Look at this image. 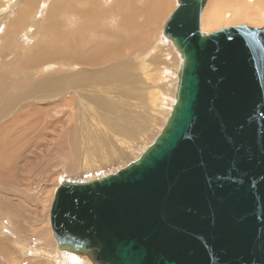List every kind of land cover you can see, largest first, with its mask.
I'll return each mask as SVG.
<instances>
[{"label": "water", "instance_id": "water-1", "mask_svg": "<svg viewBox=\"0 0 264 264\" xmlns=\"http://www.w3.org/2000/svg\"><path fill=\"white\" fill-rule=\"evenodd\" d=\"M206 2L176 0L162 26L181 61L151 143L56 188L58 250L88 264H264V25L204 33Z\"/></svg>", "mask_w": 264, "mask_h": 264}, {"label": "rangeland", "instance_id": "rangeland-1", "mask_svg": "<svg viewBox=\"0 0 264 264\" xmlns=\"http://www.w3.org/2000/svg\"><path fill=\"white\" fill-rule=\"evenodd\" d=\"M63 1L64 0H45V2L43 3L42 0H31L32 5H29V1L27 5H24L26 0H0V78L12 76L11 72L13 71L14 73H16L15 71L17 69L20 73H31V70L33 68L30 69V66L26 65L25 62L22 60H24L26 56L37 52L36 49H38V51L39 49H44V51H50L52 49L59 50L62 54V59L65 58V54H68L71 51L70 49H74V51L79 54L82 52L86 53L88 51L89 53H92L93 57L98 58L99 53H97L96 50H98L99 45L101 46L103 44L104 47H106L105 49H107L106 55L108 56L106 58H108L110 62L114 60L115 56L117 58V62L121 61L118 63V65H121H119V68H117V70H122L119 72L120 75L121 73L122 75L119 77V74L116 73V81L112 75L113 71H111L110 73L109 71H102L103 66L95 67V70L90 73L91 71L88 68H83L84 65L82 66V63L74 64L70 62V64L69 61H59V64L52 63L47 65L48 67H45L44 70L39 71L41 74H43V76H40L38 72V74L35 75V78L37 80H44L49 78V76L54 75L53 77L55 78L61 77L62 79L69 81L62 83V81L57 80L53 82L52 85H48L49 88L46 87V85H40L38 87V90L41 91L39 92L40 94L35 93L34 95L39 94L38 96L41 97L38 98L37 96L35 99L33 97H29L28 99L26 98L27 100L21 99L23 95V90L12 91L7 96H5V99H7L8 97L9 102L11 103L9 108H13L10 111L5 112L3 115H0V126H2L3 124L6 125L5 127L1 128V131L3 133L0 131V143L2 144H0L2 146V151L0 152V154L5 152V167H8L7 169H5L3 162L0 164V264H62V257H67L66 263L69 261L68 264H72L74 260L75 263L73 264H86L87 262L85 260L84 262L86 263H84L83 261L77 262V259L74 256L69 254H67L68 256H66L64 255V253L60 252V250L57 249L55 240L52 237L51 228L49 224V209L56 188L58 187L59 183L64 179L87 180L114 172L117 169L124 167L125 165L130 163L139 155V153L146 146L151 143L152 139L159 132L161 126L163 125L166 119V116L168 115L170 106L173 103V93L175 91V74H173L172 76V71L169 70L168 67L170 69L178 68L177 63H179L180 57L171 42L162 36V26L167 17L169 16L170 12L175 8L176 0H157L159 4L162 2L165 6V8H163V10L160 12V15L156 16L157 20H154V22L151 23L150 26H142V24H140L141 18L138 16L137 18H135V20L138 19L137 23L134 24L136 29L132 27L134 28V31L132 29H127L124 27V23L126 22L125 19H128V17L126 15L123 17L122 13L120 12L125 11L128 3L131 2H134V5H140L145 7V5H142L143 2L141 0H127L126 2L124 0H82L83 4L85 2V5L88 4V6L90 4H94V6L95 4H97L96 6H100V10L104 12L105 15H107L105 17V19L108 20L107 25L105 23H100L97 26L99 27V30L95 29L98 31H95L94 28H91L89 26L90 24L92 25V22H87L81 17L78 18L79 9H77L75 6L70 11L68 9H64L63 12L55 13V16H52V26L50 28L45 29L46 17L49 14L48 8L51 5L61 4ZM94 1L96 2L93 3ZM111 8H113V10H111ZM22 9H24V12H22ZM42 9H44V11ZM117 10L119 13L117 12ZM17 12L20 14H18ZM28 14L32 16L30 17V15ZM108 14H110V16H108ZM16 18L18 19V21ZM117 18H119V22L117 21ZM232 18L233 17L230 16L227 19H221V21L218 22L219 24L217 23L211 26L210 30L204 32L209 33V31L212 32L232 25L246 24L254 26V24L247 22H236ZM15 21L17 23H15ZM111 21H115L116 25L114 23L112 24ZM120 22L122 23L120 24ZM20 27L22 28L20 29ZM115 27L117 30L115 29ZM100 28L104 30L102 32V36L104 38L100 36V31H102L100 30ZM105 31H107V33L109 31V33L107 34L105 33ZM27 32L29 35L27 34ZM129 32H131V34ZM112 33L115 35L113 36ZM50 34L52 35L51 38L50 36H48ZM85 34H87L88 36L91 34V37L89 36L88 39L87 35ZM128 34L130 35V37H127L129 36ZM134 35H137V37H135ZM83 36L87 38L82 43L83 46H76V43L79 38L81 39ZM111 37L114 39L112 40ZM126 37L128 39V42ZM2 41L4 42V44ZM35 41L37 42V44ZM38 41H41L40 43L42 45L38 43ZM91 41V45L95 43L94 45H92V47L90 46ZM144 42L145 44H149L145 46ZM126 43L128 44V47ZM112 45H115V47L113 46V49L115 48L116 50H111ZM108 46L110 47L109 50ZM85 47L87 48V50L84 51ZM90 47L93 49H91ZM45 48H47V50ZM89 50L92 52H90ZM118 50H120V52L122 51L123 54L122 52L120 53ZM112 51L113 54L110 55ZM116 51L118 53H115ZM13 54H16L15 59H12L11 55ZM163 55L165 56L163 57ZM92 56L90 55V59H92ZM109 56L112 57H110L109 59ZM85 58L88 59L89 56H85ZM165 59L168 60L166 61ZM104 60L106 61V59L103 58L104 64L108 66V64H106L107 61L105 63ZM146 60H149L150 65L157 64L154 70H150V66H146L145 68L142 67L141 63L145 64ZM127 61H129V65L123 63ZM167 63H169L170 65ZM164 64H167V67ZM163 65L168 71H166L165 74L166 82H164V80L159 82L158 84L157 82H155L154 84L157 85L152 88V86L154 85L153 80L156 78H159L158 80H160V78L163 77ZM95 66H97V64ZM82 68L83 70H86L82 71ZM90 69H93V67H90ZM126 73L129 77L124 78V76H127L125 75ZM145 73H148L149 79L148 76L145 75ZM53 77L50 80H52ZM97 78L98 80L101 79L103 82H98ZM109 79L111 80L109 81ZM70 80H77V85H73L76 86V90H70L71 87L67 86V84L70 83ZM78 80L81 82L79 83ZM94 82H98L100 84H95ZM93 87L98 89L100 88L101 93L98 92L93 94V91L97 92ZM102 91H106V93L102 94ZM82 94H84L86 97ZM104 95L106 97H104ZM87 97H91V105L87 103ZM98 97L102 98V100H100ZM68 99L72 101L70 106H67ZM97 100L99 101L97 102ZM57 104L58 106H56ZM78 104L83 105V111H79L80 109H78L77 107ZM84 104L86 105V107L84 106ZM35 105L37 107L42 106L44 108H47L48 113L41 112V110H39L41 112L39 114V111L36 110ZM131 105L133 108L130 107ZM92 106L95 110L92 108ZM111 106L116 109L118 107L119 108L117 110H113ZM105 107H108L109 110H107V108ZM134 108H136L137 110L135 109L134 111ZM3 110L5 111V107ZM111 110H113L115 113ZM27 112H32L33 118L31 116H27ZM73 112L75 114V117L69 128H75V125L73 124H76L77 127L79 126L80 135L79 133L77 135V152L74 154L73 149H69L66 148V146H63L64 148H60L61 151H57L55 153L54 151L49 149L48 143L46 142L52 141L53 138L56 140L55 142H58L59 140L64 138L65 132L62 131L65 130L62 126H64L65 122H62L61 118H70L69 114H72ZM105 112H107L106 115ZM143 112L145 113L143 117H150L155 125L152 129H150V131L147 130L142 134V136L137 138L138 140L131 139L132 135L137 134L138 132L135 118H143ZM42 113L43 115H41ZM25 115L27 118H25L24 120L23 117ZM49 115L52 117H54L55 115L56 117L54 118L55 121L53 125H51L50 122L44 123L45 118ZM17 119H19L20 121L22 120V123L20 122L16 124L15 120ZM94 119H96V121H98L99 123L96 122V124ZM57 120H60V122H57ZM25 121L27 122V124L25 123ZM127 125H130V127ZM8 127L12 128L9 130ZM123 127H126V129ZM133 127H135V129ZM106 128L109 130H107ZM70 129L66 128V130L68 131ZM34 130V135L30 137L31 131ZM7 131H10L9 134L7 133ZM123 132L126 133L124 134ZM131 132L133 134H130ZM22 133L30 134L28 136L30 140L27 139V141L29 142H24ZM60 133L61 136L58 137ZM111 135H113L114 137H111ZM129 141L133 142L131 143L128 149L121 152L120 150H122L124 146L123 144ZM24 143H26L25 146L23 145ZM67 144L68 142L64 143V145ZM52 149H55V147L53 146ZM98 149L102 150L98 151ZM115 150L120 152V155L109 158L107 160L106 158H104L98 161V159L104 155L102 153H105V151L106 153L108 151V153H111V151ZM99 152H101V154ZM88 155L90 156V159H87L89 158ZM73 157H75L77 164L69 169V165ZM89 160L93 162L95 161L94 164H96V166H92L89 169H85L84 163L85 161ZM81 162L83 164H81ZM8 176H12L13 179L9 178Z\"/></svg>", "mask_w": 264, "mask_h": 264}, {"label": "bare ground", "instance_id": "bare-ground-1", "mask_svg": "<svg viewBox=\"0 0 264 264\" xmlns=\"http://www.w3.org/2000/svg\"><path fill=\"white\" fill-rule=\"evenodd\" d=\"M10 1H12V0H10ZM28 1H29V5L31 4V0H26V2L24 3V5H27V3H28ZM43 1V3L45 2V0H42ZM47 1V0H46ZM120 1V0H119ZM125 2L127 1V0H124ZM131 1H133V0H131ZM136 1V0H135ZM143 3H142V5H145V7H143V6H140V5H134V2H131V3H128V5H127V8H126V10L125 11H122V12H120V13H122V15H123V17L126 15L127 17H128V19H125V23H124V27L125 28H127V29H132L133 31H134V28H135V26H134V24L135 23H137V20H135V18H137L138 16L141 18V22H140V24H142V26L143 25H147V26H150V24L151 23H153L154 22V20H157V15H160V12L163 10V8H165V6H164V4L161 2L160 4L157 2V0L155 1V0H141ZM23 2V1H22ZM21 2V3H22ZM33 2V1H32ZM96 1H94L93 3H95ZM107 2V1H106ZM122 2V1H121ZM139 2V1H138ZM8 3H10V2H8ZM115 3V2H114ZM123 3V2H122ZM171 3V2H170ZM126 4V3H125ZM32 5V4H31ZM45 5V4H44ZM97 4H95V6H94V4L93 5H89L88 6V4L87 5H85V2H84V4H83V2H82V0H64L61 4H55V5H51L48 9H49V14H48V16L46 17V22H45V29L46 28H50L51 26H52V24H53V17L52 16H55L54 14L55 13H58V12H63V10L64 9H68L69 11L75 6L77 9H79V11H78V18L79 17H81L82 19H84V20H86L87 22H92V25L90 24L89 26L91 27V28H94V30L95 29H98L99 30V27H97L100 23L102 24V23H105L106 25H107V23H108V20H106L105 19V17L107 16V15H105L104 14V12H102L100 9L101 8H99L98 6H96ZM101 5V4H100ZM114 5V4H113ZM116 5V4H115ZM123 5V4H122ZM118 6H119V4H118ZM105 7V6H104ZM115 7V6H114ZM126 7V6H125ZM41 8V7H40ZM109 8V7H108ZM119 8V7H118ZM116 9V8H115ZM114 9V10H115ZM121 9V8H120ZM19 10H21V9H19ZM24 9H22V12H24L23 11ZM43 11H44V9H42ZM41 10V11H42ZM111 10H113V8H111ZM108 11H110V10H108ZM16 12V11H15ZM32 12H34V11H32ZM31 12V13H32ZM106 12V11H105ZM117 12H118V10H117ZM18 13V12H17ZM36 13V12H35ZM44 13V12H43ZM116 13V12H115ZM119 13V12H118ZM15 14V13H14ZM18 14H20V13H18ZM22 14V13H21ZM34 14V13H33ZM64 14H65V12H64ZM5 15V14H4ZM24 15V14H23ZM23 15H21V16H23ZM28 15H30V14H28ZM27 15V16H28ZM39 15V14H38ZM68 15V14H67ZM119 15V14H118ZM161 15H162V13H161ZM32 15H30V17H31ZM34 16V15H33ZM63 16V15H62ZM108 16H110V14H108ZM114 16V15H113ZM233 17L232 19L234 20V21H236V22H247V23H251V24H254V26H252V27H261V26H263L264 25V0H207V2H206V4H205V7H204V9H203V11H202V14H201V29L203 30V32L204 31H207V30H210L211 29V26H213V25H215V24H217L219 21H221V19H224V18H229V17ZM20 17V16H19ZM35 17V16H34ZM38 17V16H37ZM64 17V16H63ZM65 17H67V16H65ZM112 17V16H111ZM119 17V16H118ZM122 17V16H121ZM126 18V17H125ZM5 19V18H4ZM9 19V18H8ZM17 19V18H16ZM26 19V18H25ZM35 19V18H34ZM118 19L119 18H117V21H118ZM13 20V19H12ZM12 20H10V21H12ZM43 20V19H42ZM70 20H71V18H70ZM115 20V19H114ZM17 21H18V19H17ZM116 21V22H117ZM120 21V20H119ZM118 21V22H119ZM124 21V20H123ZM34 22H35V20H34ZM33 22V23H34ZM39 22V21H38ZM112 22V21H111ZM15 23H17L16 21H15ZM36 23H37V21H36ZM115 24V21L114 22H112V24ZM122 22H120V24H121ZM35 24V23H34ZM78 24V23H77ZM219 24V23H218ZM19 25V24H18ZM33 25V24H32ZM111 25V24H110ZM116 25V24H115ZM242 25H246V24H242ZM20 26V25H19ZM88 26V25H87ZM88 26V27H89ZM114 26V25H113ZM232 26H234V25H232ZM248 26H250V25H248ZM83 27V26H82ZM108 27V26H107ZM120 27V26H119ZM132 27H134V28H132ZM141 27V26H140ZM12 28V27H11ZM22 27H20V29H21ZM61 28V27H60ZM114 28V27H113ZM117 28H118V26H117ZM2 29V28H1ZM19 29V30H20ZM115 29H116V27H115ZM115 29H114V31H115ZM136 29V28H135ZM42 30V29H41ZM40 30V31H41ZM87 30V29H86ZM98 30H95V31H98ZM100 30H102L101 28H100ZM110 30V29H109ZM112 30V29H111ZM117 30V29H116ZM119 30V29H118ZM139 30H141V29H139ZM88 31V30H87ZM91 31H92V29H91ZM104 30H102V31H100V32H98V33H100V36H102V32H103ZM122 31V30H121ZM125 31V30H124ZM39 32V31H38ZM210 32V31H209ZM15 33V32H14ZM21 33H22V31H21ZM32 33V32H31ZM105 33H107V31H105ZM108 33H109V31H108ZM107 33V34H108ZM130 34H131V32H129ZM135 33V32H134ZM204 33H206V32H204ZM7 34V33H6ZM16 34H17V32H16ZM27 34H28V32H27ZM36 34V33H35ZM107 34H105V35H107ZM127 34V33H126ZM136 34H137V30H136ZM18 35H19V33H18ZM29 35V34H28ZM85 35H87V34H85ZM91 35V34H90ZM89 35V36H90ZM93 35V34H92ZM112 35L114 36L115 34H113L112 33ZM129 35V34H128ZM36 36V35H35ZM48 36H50V38H51V34L50 35H48ZM89 36L87 35V37H88V39H89ZM96 36V35H95ZM109 36V35H108ZM135 36V35H134ZM1 37V36H0ZM7 37V36H6ZM46 37V36H45ZM45 37H43V38H45ZM91 37V36H90ZM94 37V36H93ZM103 37V36H102ZM119 37V36H118ZM121 37H122V35H121ZM120 37V38H121ZM127 37H130V35L129 36H127ZM127 37H126V39H127ZM135 37H137V35L135 36ZM5 38V37H4ZM8 38V37H7ZM15 38V37H14ZM30 38V37H29ZM38 38V37H37ZM104 38V37H103ZM112 38V37H111ZM110 38V39H111ZM116 38H117V36H116ZM120 38H118V39H120ZM131 38H132V36H131ZM47 39V38H46ZM58 39V38H57ZM87 38L86 37H82L81 39L79 38V40L77 41V43H76V46L77 45H82V43L84 42V40H86ZM109 39V38H108ZM114 38H112V40H113ZM124 39V38H123ZM130 39V38H129ZM16 40V39H15ZM30 40V39H29ZM34 40H35V38H34ZM33 40V41H34ZM134 40V39H133ZM37 41V40H36ZM35 41V42H36ZM49 41V40H48ZM47 41V42H48ZM88 41V40H87ZM87 41H86V43H87ZM98 41V40H97ZM132 41V40H131ZM135 41V40H134ZM160 41V40H159ZM3 42V41H2ZM41 42V41H40ZM39 41H38V43H40ZM74 42V41H73ZM99 42H101V41H99ZM99 42H98V45H99ZM105 42V41H104ZM120 42V41H119ZM119 42H117V43H119ZM127 42H128V39H127ZM148 42V41H147ZM46 43V42H45ZM63 43H66V42H63ZM62 43V44H63ZM91 43H92V41L90 42V46L92 47V45H94L95 43H93L92 45H91ZM107 43V42H106ZM121 43V42H120ZM3 44H4V42H3ZM21 44V43H20ZM36 44H37V42H36ZM41 44V43H40ZM44 44V43H43ZM57 44V43H56ZM70 44V43H69ZM97 44V43H96ZM101 44H103V43H101ZM108 44H109V42H108ZM108 44H106V45H108ZM115 44V43H114ZM127 44V43H126ZM147 44H149V43H147ZM147 44H145V42H144V45L145 46H147ZM17 45V44H16ZM42 45V44H41ZM45 45V44H44ZM60 45V44H59ZM119 45V44H118ZM136 45V44H135ZM134 45V46H135ZM139 45V44H138ZM137 45V46H138ZM32 46V45H31ZM56 46V45H55ZM83 46V45H82ZM81 46V47H82ZM89 46V45H88ZM87 46V47H88ZM113 46L115 47V45H112V47H111V50L113 49ZM141 46V45H140ZM54 47V46H53ZM90 47V48H91ZM94 47V46H93ZM97 47V46H96ZM120 47H121V45H120ZM127 47H128V44H127ZM133 47V46H132ZM139 47V46H138ZM144 47V46H143ZM79 48V47H78ZM83 48V47H82ZM81 48V49H82ZM86 48V47H85ZM84 48V51L85 50H87V48L85 49ZM98 48V47H97ZM106 47H104V44L103 45H99V48H98V50H96L97 51V53H99V57L98 58H96V57H93L92 56V53H89L88 51L86 52V53H84V52H82V53H77V52H75L74 51V49H70L71 51L68 53V54H65V58H61V56H62V54H61V52L59 51V50H50V51H44V49H39V51H38V49H36V48H34V49H36V51L37 52H35V53H33V54H31V55H29V56H26L25 58H24V60H22V61H24L25 62V64L26 65H29L30 67V69L31 68H33L31 71V73H20L19 71H18V69L15 71L16 73H14L13 71L11 72V74H12V76H10V77H4V78H0V103H2V104H0L1 105V110H0V115H3L5 112H7V111H10L12 108H9L10 107V105H11V103L9 102V99H8V97H7V99H5V96H7L9 93H11L12 91H16V90H23V95H22V98L21 99H28L29 97H33L34 99L40 94L39 92H41V91H39L38 90V87L41 85H46V87H48V85H52L53 84V82H55V81H57V80H60V81H62V83L63 82H66V81H69V80H64V79H62L61 77H53L54 75H51V76H49V78H47V79H44V80H37L36 78H35V75H37L38 74V72L40 71V70H44L45 69V67H48L47 65H49V64H52V63H58L59 61H69V63L71 62V63H74V64H80V63H82V66L84 65V67L83 68H88L91 72L90 73H92V71H94L95 69V67H99V66H103V68H102V71H109V73L111 72V71H113V73H112V75H113V77L115 78V76H116V73H118L119 74V77L122 75V73H121V75H120V71H122V70H117V68H119V65H121V64H119L118 65V63L119 62H121V61H119V62H117V58H116V56H115V58H114V60H112L111 62L108 60V58H106L108 55H106V53H107V49H105ZM109 46H108V50H109ZM145 48V47H144ZM147 48V47H146ZM17 49V48H16ZM46 50H47V48H45ZM91 49H93V48H91ZM129 49V48H128ZM33 50V49H32ZM75 50H77V49H75ZM113 50H116L115 48L113 49ZM35 51V50H34ZM90 51V50H89ZM119 52H120V50H118ZM154 51V50H153ZM161 51V50H160ZM5 52V51H4ZM17 52V51H16ZM90 52H92V51H90ZM122 52V51H121ZM120 52V53H121ZM20 53V52H19ZM31 53V52H30ZM96 53V52H95ZM115 53H118L117 51L115 52ZM21 54V53H20ZM23 54V53H22ZM113 54V51H112V53L110 54V55H112ZM122 54H123V52H122ZM2 55V54H1ZM5 55V54H4ZM16 55V54H15ZM15 55L13 54V55H11L12 56V59H15ZM90 55L92 56V59H90ZM172 55V54H171ZM18 56V55H17ZM23 56V55H22ZM85 56H89V58L87 59V58H85ZM119 56H120V54H119ZM165 55H163V57H164ZM110 57H112V56H109V59H110ZM117 57H118V55H117ZM23 58V57H22ZM103 58L104 59H106V61H107V63H106V61H105V63L106 64H108V66H106L105 64H104V62H103ZM2 59V58H1ZM121 59V58H120ZM119 60V59H118ZM166 60V59H165ZM168 60V59H167ZM166 60V61H167ZM4 61V60H3ZM6 61H8V60H6ZM130 61V60H129ZM129 61H127V62H123V63H125V64H128L129 63ZM147 61V60H146ZM145 61V64L144 63H141V65H142V67L143 68H145L146 66H150V70H154L155 69V67L157 66V64H151L150 65V63H149V60L146 62ZM165 61V62H166ZM180 58H179V63H177V66H178V68H179V64H180ZM97 62V63H96ZM108 62H110V63H108ZM131 62V61H130ZM174 62V61H173ZM60 63V62H59ZM58 63V64H59ZM70 63V64H71ZM132 63V62H131ZM97 64V66H95ZM138 64V63H137ZM167 64H169V63H167ZM167 64H164V65H166V67H167ZM129 65V64H128ZM163 65V69H162V71H163V77H161L160 78V80H158L157 78L156 79H154L153 80V84L155 83V82H157V84L159 83V82H161V81H163L164 80V82H166V79H165V74H166V67ZM170 65V64H169ZM168 65V66H169ZM117 66V67H116ZM175 66V65H174ZM176 66V67H177ZM73 67H75V66H73ZM78 67H80V66H78ZM90 67L92 68L93 67V69H90ZM171 67V66H170ZM83 68H82V71H84V70H86V69H84L83 70ZM178 68H173V69H170L169 67H168V69L169 70H171L172 72H171V75L173 76V74H175L174 75V77H175V85H176V81H177V71H178ZM85 72H87V71H85ZM95 72H98V71H95ZM150 72H152V71H150ZM168 72V71H167ZM4 73V72H3ZM65 73H67V72H65ZM89 73V72H88ZM128 73V72H127ZM125 74V75H127V76H124V78L125 77H129L128 76V74ZM64 74V73H63ZM117 74V75H118ZM149 74H151V73H149ZM39 75L40 76H43V74H41L40 72H39ZM61 75V74H60ZM94 75V74H93ZM123 75H124V71H123ZM145 75L146 76H148V79H149V75H148V73H145ZM70 76V75H69ZM105 76V75H104ZM107 76V75H106ZM131 76V75H130ZM53 77V79L52 80H50L51 78ZM63 77V76H62ZM101 78V77H100ZM118 78V77H117ZM102 79V78H101ZM101 79H99L98 80V78H97V80H98V82L99 81H102ZM107 79V78H106ZM121 79V78H120ZM129 79V78H128ZM130 79H131V77H130ZM95 80V79H94ZM111 79H109V81H110ZM115 80H116V78H115ZM77 81V80H76ZM75 80H70V83H68L67 84V86H70L71 87V89L70 90H76V86H73V85H77V82H76ZM117 81V80H116ZM119 81V80H118ZM125 81H126V79H125ZM78 82L80 83L81 81H79L78 80ZM93 82V81H92ZM95 83V84H100V83ZM103 82V81H102ZM107 82V81H106ZM105 82V83H106ZM120 82H122V81H120ZM119 82V83H120ZM174 82V81H173ZM59 83V82H58ZM109 83V82H108ZM103 84V83H102ZM157 84H154L153 86H152V88H154ZM54 85H55V83H54ZM119 85V84H118ZM168 86V85H167ZM55 87V86H54ZM97 87V86H96ZM148 87H150V86H148ZM49 88V87H48ZM77 88H78V86H77ZM94 88V87H93ZM174 88V87H173ZM172 88V89H173ZM97 92H95V91H93V94L94 93H98V92H100V88L98 89V88H94ZM93 89V90H94ZM102 89V88H101ZM108 89V88H107ZM140 89V88H139ZM45 90V89H44ZM47 90V89H46ZM62 90V89H61ZM103 90V89H102ZM129 90V89H128ZM110 91V90H109ZM114 91V90H113ZM103 92V91H102ZM35 93H39V94H37V95H34ZM101 93V92H100ZM104 93H106V91L105 92H103L102 94H104ZM14 94V93H13ZM81 94V93H80ZM112 94V93H111ZM34 95V96H33ZM83 96H85L84 94H82ZM106 95V94H105ZM104 95V97H106ZM103 96V95H102ZM39 97H41V96H38V98ZM80 97H82V96H80ZM86 97V96H85ZM91 97H93V96H91ZM91 97H87V99L86 100H88V102L87 103H89L90 105H91V103H90V101H91ZM166 97V96H165ZM96 98V97H95ZM99 98V97H98ZM26 99V100H27ZM100 100H102V98H99ZM17 100V99H16ZM95 100V99H94ZM107 100H108V98H107ZM68 102H67V106H70L71 105V100L70 99H68L67 100ZM99 100H97V102H98ZM110 101V100H109ZM17 102V101H16ZM28 102V101H27ZM63 102V101H62ZM61 102V103H62ZM93 102V101H92ZM95 102V101H94ZM112 102V101H111ZM85 103V102H84ZM96 103V102H95ZM16 104H19V103H16ZM64 104H65V102H64ZM97 104V103H96ZM102 104V103H101ZM100 104V105H101ZM13 105V104H12ZM31 105V104H30ZM88 105V104H87ZM95 105V104H94ZM93 105V106H94ZM116 105V104H115ZM3 106V107H2ZM36 106V105H35ZM56 106H58V104L56 105ZM84 106L86 107V105L84 104ZM93 106H92V108H93ZM108 106V105H107ZM117 106V105H116ZM134 106V105H133ZM4 107H5V111L3 110L4 109ZM77 107H78V109H80L79 111H83V109H84V107H83V105H77ZM110 107V106H109ZM130 107H132V105L130 106ZM59 108H61V107H59ZM105 108H107V110H109L108 109V107H105ZM111 108H113V106H111ZM119 108V107H118ZM117 108V109H118ZM133 108V107H132ZM76 109V108H75ZM94 109V108H93ZM92 109V110H93ZM117 110L116 108H113V110ZM128 109V108H127ZM129 109H131V108H129ZM135 109L136 108H134V111H135ZM36 110L37 111H39V110H41V112H45V113H48V109L47 108H44V107H42V106H36ZM86 110V109H85ZM95 110V109H94ZM113 110H111V111H113ZM137 110V109H136ZM58 111H60V110H58ZM110 111V112H111ZM120 111V110H119ZM40 111H39V114L41 113ZM108 112V111H107ZM107 112H105V115H106V113ZM114 112V111H113ZM84 113V112H83ZM115 113V112H114ZM32 112H27L26 113V115L27 116H31L32 117ZM85 114V113H84ZM111 114V113H110ZM145 113L143 112V114H142V117H143V115H144ZM26 115L23 117V119L25 120V118H27L26 117ZM41 115H43V113L41 114ZM70 115V118H68V117H66V118H61V120H62V122H65V124H64V126H62L63 128H64V130L65 131H62V132H65V136H64V138L63 139H61V140H59L58 142H55L56 140L53 138L52 139V141H50V142H46V143H48V147H49V149H51L52 151H54L55 153L57 152V151H61L60 150V148H62L63 146L65 147L66 146V148H69V149H73V153L75 154L76 152H77V149L76 148H78V138H77V135H78V133H79V126L77 127V125L76 124H73V125H75V128H73V129H70L69 127L71 126V123L73 122V119H74V117H75V114H74V112L72 113V114H69ZM22 116V115H21ZM20 116V117H21ZM81 116H82V114H81ZM134 116H135V114H134ZM33 118V117H32ZM36 118V117H35ZM54 118H56L55 117V115H54V117H52V116H48V117H46L45 118V120H44V123H47V122H50L51 123V125H53L54 124ZM79 118H81V117H79ZM96 118V117H95ZM0 119H1V116H0ZM83 119H85V118H83ZM166 119H167V116H166ZM165 119V120H166ZM31 120V119H30ZM42 120V119H41ZM40 120V121H41ZM93 120V119H92ZM99 120V119H98ZM114 120V119H113ZM22 121V120H21ZM19 119H17V120H15V123L16 124H18V123H20L21 122ZM28 121H29V118H28ZM35 121V120H34ZM89 121H90V119H89ZM94 121H95V123L96 122H98V121H96V119H94ZM130 121H132V120H130ZM33 122V121H32ZM57 122H60V120H57ZM103 122V121H102ZM135 122L137 123V128H138V132H137V134H133L132 132L130 133V134H133L132 135V137H131V139H137V138H139L140 136H142V134L144 133V132H146L147 130H149L150 131V129H152L153 127H154V122H153V120L150 118V117H148V118H146V117H143V118H135ZM165 122V121H164ZM10 123V122H9ZM22 123V122H21ZM25 123L27 124V122L25 121ZM99 123V122H98ZM101 123V122H100ZM91 124V123H90ZM97 124V123H96ZM115 124H116V120H115ZM131 124V123H130ZM80 125V124H79ZM135 125V124H134ZM6 125L5 124H3L2 126H0V131H1V128H3V127H5ZM8 126H9V124H8ZM11 126V125H10ZM13 126V125H12ZM25 126V125H24ZM114 126V125H113ZM119 126V125H118ZM127 126H129L130 127V125H127ZM16 127V126H15ZM46 127V126H45ZM95 127V126H94ZM97 127V126H96ZM100 127V126H99ZM107 127V126H106ZM162 127V126H161ZM9 128V127H8ZM12 127H10L9 128V130L11 129ZM18 128V127H17ZM66 128L67 129H70L69 131L68 130H66ZM93 128V127H92ZM123 128H125L126 129V127H123ZM134 129H135V127H133ZM107 129V128H106ZM161 129V128H160ZM24 130V129H23ZM47 130H49V129H47ZM61 130V129H60ZM94 130V129H93ZM96 130V129H95ZM99 130V129H98ZM97 130V131H98ZM107 130H109V129H107ZM116 130V129H115ZM121 130V129H120ZM144 130V131H143ZM38 131H41V130H38ZM82 131H84V130H82ZM123 131H124V129H123ZM126 131V130H125ZM131 131V130H130ZM142 131V132H141ZM2 132V131H1ZM9 132L10 131H7V133L9 134ZM36 132H37V130H36ZM61 132V133H62ZM112 132H114V131H112ZM120 132V131H119ZM3 133V132H2ZM27 133H28V131H27ZM33 133H35V130L34 131H31V135L30 134H25V133H22V136H23V140H24V142H29V141H27V139H29V135H30V137H32L34 134ZM61 133L59 134V136L58 137H60L61 136ZM104 133V132H103ZM107 133V132H106ZM105 133V134H106ZM121 133V132H120ZM124 133V132H123ZM126 133V132H125ZM124 133V134H125ZM37 134V133H36ZM94 134H95V132H94ZM108 134V133H107ZM140 134V135H139ZM38 135V134H37ZM49 135V134H48ZM79 135H80V133H79ZM110 135V134H109ZM108 135V136H109ZM129 135V134H128ZM6 136H8V135H6ZM47 136V135H46ZM127 136V135H126ZM38 137V136H37ZM110 137V136H109ZM111 137H114L113 135H111ZM117 137V136H116ZM128 138V137H127ZM31 139H33V138H31ZM35 139V138H34ZM107 139V138H106ZM105 139V140H106ZM30 140V139H29ZM109 140V139H108ZM129 140V139H128ZM138 140V139H137ZM34 141H36V140H34ZM86 141H87V139H86ZM90 141V140H89ZM98 141V140H97ZM101 141V140H100ZM114 141V140H113ZM116 141H117V139H116ZM65 142H68V144L67 145H64V143ZM102 142V141H101ZM112 142V141H111ZM133 142V141H132ZM131 141H129V142H127V143H124L122 146H123V148H122V150H120L121 152H123L124 150H126V149H128L129 148V146L131 145V143H132ZM26 143H24L23 145L25 146L26 145ZM38 143V142H37ZM98 143V142H97ZM100 143V142H99ZM121 143V142H120ZM1 144V143H0ZM107 144V143H106ZM2 145V144H1ZM0 145V152L2 151V146ZM100 145H102V144H100ZM55 147V149H52V147ZM103 146H105V145H103ZM63 147V148H64ZM87 147V146H86ZM107 147V146H106ZM119 147V146H118ZM45 148V147H44ZM98 148V147H97ZM97 148H95V149H97ZM105 148V147H104ZM108 148V147H107ZM115 148V147H114ZM100 150H102V149H98V151H100ZM105 150V149H104ZM97 151V150H96ZM110 151V150H109ZM108 151V152H109ZM106 153V151H105V153H102V154H104L103 156H101L100 154H101V152H99L98 154L101 156L99 159H98V161L99 160H102V159H104V158H106V160L107 159H109V158H112V157H116V156H118V155H120V152H118V151H111V153ZM94 153H96V152H94ZM88 154V153H87ZM90 155V154H89ZM88 155V156H89ZM92 157V156H91ZM98 157V156H97ZM8 159H10V158H8ZM87 159H90V156H89V158H87ZM83 160V159H82ZM84 160H86V159H84ZM94 160H96V159H94ZM3 162V164H4V167H5V163H6V161H5V152H3L2 154H0V164ZM80 162V161H79ZM95 162V161H94ZM94 162L93 161H91V160H89V161H85V163H84V168L85 169H89L90 167H92V166H96V164H94ZM8 164V163H7ZM10 164V163H9ZM12 164V163H11ZM77 164V161H76V159H75V157H73L72 159H71V163H70V165H69V169L70 168H72V167H74L75 165ZM81 164H83L82 162H81ZM79 165V164H78ZM7 166V165H6ZM9 166H11V165H9ZM82 166V165H81ZM8 168V167H7ZM6 167H5V169H7ZM93 169V168H92ZM9 177V176H8ZM9 178H12V176L11 177H9ZM13 179V178H12ZM52 233V232H51ZM36 251V250H35ZM60 252H62V253H64V255H66V256H68L67 254H69V255H72V256H74L76 259H77V262L78 261H83L84 262V259L83 258H81V257H77V256H75V255H73V254H70V253H67V252H63V251H60ZM33 257H35V256H33ZM6 258V257H5ZM74 258V259H75ZM57 260V259H56ZM66 261H67V257H62V264L63 263H65V264H68L69 263V261L66 263ZM76 262V263H77ZM73 263H75V260H74V262ZM72 263V264H73ZM84 263H86V262H84ZM86 264H88V263H86Z\"/></svg>", "mask_w": 264, "mask_h": 264}]
</instances>
